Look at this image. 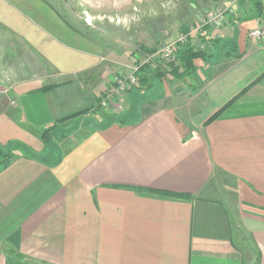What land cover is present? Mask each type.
<instances>
[{"label": "crops", "instance_id": "crops-1", "mask_svg": "<svg viewBox=\"0 0 264 264\" xmlns=\"http://www.w3.org/2000/svg\"><path fill=\"white\" fill-rule=\"evenodd\" d=\"M248 1L192 32L210 46L191 73L159 61L104 118L93 109L131 52L174 39L184 17L153 13L150 41L102 49L75 44L98 32L57 0H0V144L39 151L29 127L73 130L0 170V264H264V44L249 37L264 0Z\"/></svg>", "mask_w": 264, "mask_h": 264}, {"label": "rangeland", "instance_id": "rangeland-1", "mask_svg": "<svg viewBox=\"0 0 264 264\" xmlns=\"http://www.w3.org/2000/svg\"><path fill=\"white\" fill-rule=\"evenodd\" d=\"M225 1L227 0H57L54 5L59 13L66 17L74 28L79 29L82 33L90 34L89 36L91 38H97L93 39L96 42H88V40L84 39L82 35H76L74 38L76 45L83 47L94 46L102 49L108 47V49H110L113 48V43L119 41L121 37L126 40V38H135L137 35V38L141 40L144 38L145 40L150 41V22H158V18H150V16H153V13L166 12L170 15V19H168L172 24L177 22V18L183 16L184 19H182L184 21L180 24L186 29H189V27L191 28V26H196L198 24L199 19L205 10L216 4H224ZM230 3L232 6V13H235L236 15L237 13L238 15L244 14V10L250 6L248 0L228 1V4ZM99 22H102V24H99ZM118 22L123 23L122 28L118 27ZM94 32H98L95 37H93ZM179 36L180 35L165 42L173 41ZM160 42L156 47L165 43ZM145 48L149 47L137 45L134 51L131 52L132 63L128 65L129 67L127 66L126 71H121L120 73L126 75L131 74L133 72V65L137 61V57L146 54ZM153 68L157 69L155 67L150 68L149 66L148 69L145 70L147 78L152 76V73L155 71H152ZM120 73L115 74V78ZM113 82L114 80L112 83ZM141 85L142 84H140L139 87L135 86L128 88L126 92L132 91L136 87L140 88ZM109 107L110 105L102 106L99 104L93 109V113L104 116L105 118V115H108V111L106 110ZM13 117L19 118V113ZM92 118V120L95 119L94 117ZM82 122L83 121L79 119L76 124ZM29 128L31 129V132L36 135L37 139L43 141L42 133L45 129L38 130L32 129L31 127ZM71 131L73 130L70 129V131H65L62 127H58L51 132L48 131L45 135L47 141H43V147L39 151L27 144L23 145V143H14V146L10 145L9 150L14 152V154H16L15 151L30 154L34 152H46L47 154L50 149L53 150V148L61 142L63 135L68 134Z\"/></svg>", "mask_w": 264, "mask_h": 264}, {"label": "built area", "instance_id": "built-area-1", "mask_svg": "<svg viewBox=\"0 0 264 264\" xmlns=\"http://www.w3.org/2000/svg\"><path fill=\"white\" fill-rule=\"evenodd\" d=\"M232 10L229 6H217L205 10L199 19L196 26H191L180 34V36L170 42H165L152 51H146L144 56L137 57V61L133 65V72L131 74L120 73L114 79V82L107 89V96L103 99L102 104L107 106L108 102L117 99L121 94L126 92L128 88L140 86V74L145 66L161 68L160 62H171L177 58V51L182 49L190 42L191 34L194 31H200L207 26H221L224 25L231 17ZM249 37L253 40L264 44V22H260L256 27L250 29ZM210 46V42L206 41L200 46V49ZM114 100V101H115Z\"/></svg>", "mask_w": 264, "mask_h": 264}, {"label": "trees", "instance_id": "trees-1", "mask_svg": "<svg viewBox=\"0 0 264 264\" xmlns=\"http://www.w3.org/2000/svg\"><path fill=\"white\" fill-rule=\"evenodd\" d=\"M251 1L253 2V5L256 8V10L261 11V7H262L261 0H251ZM145 50L152 51L153 48L152 49L145 48ZM205 56H206V51L195 46L192 42H189L186 46H184L182 49L177 51V58L175 61L168 62L169 65L168 72L174 75L175 77H180L189 74L196 67L194 61L200 57H205ZM148 67L149 66H145L140 74V81L142 86L144 85L145 82V76H146L145 70H147ZM156 70L158 71L160 76L164 73V71H162L161 68H158ZM50 130L51 127L43 131L42 138L44 140H47L45 139V135ZM10 145L14 146L13 143L0 144V170L6 168L17 156L16 154H14V152L9 150Z\"/></svg>", "mask_w": 264, "mask_h": 264}]
</instances>
